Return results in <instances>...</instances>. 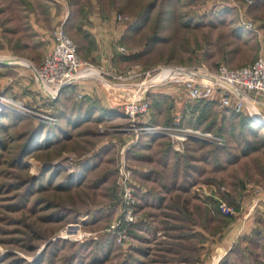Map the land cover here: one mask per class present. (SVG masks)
I'll use <instances>...</instances> for the list:
<instances>
[{
	"label": "rangeland",
	"instance_id": "rangeland-1",
	"mask_svg": "<svg viewBox=\"0 0 264 264\" xmlns=\"http://www.w3.org/2000/svg\"><path fill=\"white\" fill-rule=\"evenodd\" d=\"M61 25L84 60L101 63L96 56L103 50L108 69L138 67L143 73L130 81L135 83L159 66L235 68L264 57V0H0V264H48L51 258L53 264L264 260V204L253 208L249 229L245 220V229L234 236L250 209L244 196L257 193V187L264 190L255 181L259 176L247 178L244 170L248 166L254 173L250 166L257 155L264 159L262 151L223 172L206 168L187 190L177 187L181 179L173 178L171 158L163 168L157 151L164 145L182 154L197 141L236 154L239 141L258 139L250 130L264 131V96L262 117L239 112L252 125L245 127L237 118L233 137L228 135L231 113L218 101L212 106L206 105L211 100L189 102L181 85L169 84L173 96L158 92L168 85L158 86L146 93L149 105L158 100L147 121L158 128L149 133L157 142L136 149L138 138L122 113L123 95L131 87L115 93L88 80L104 92V106L79 84L53 97L36 85L26 64L40 62L52 31ZM197 120L200 128L194 126ZM208 126L211 131L202 130ZM185 129L225 141L221 146L173 137ZM123 186L131 190L136 218L128 228L130 238L121 244L110 228L122 209ZM222 202L234 213L224 216ZM182 203L186 212L179 209ZM204 209L218 215L208 220ZM254 231L261 236L257 242L245 239ZM233 247L238 252L231 253Z\"/></svg>",
	"mask_w": 264,
	"mask_h": 264
},
{
	"label": "built area",
	"instance_id": "built-area-1",
	"mask_svg": "<svg viewBox=\"0 0 264 264\" xmlns=\"http://www.w3.org/2000/svg\"><path fill=\"white\" fill-rule=\"evenodd\" d=\"M117 17L119 20L122 19L120 15ZM51 38V46L40 62L26 64V67L32 71L36 85L52 97L65 87L78 85L81 80L97 81L102 83L108 91L115 93L121 88L131 87V90L123 95L125 103L122 106V113L128 119V128L135 140L140 134L156 133L158 129L147 122L137 123V120L144 119L149 113L147 91L174 83L182 86L189 102L216 99L222 107L234 111H245L251 118L262 117L259 105L262 104L261 98L264 96L263 56L257 57L250 64L235 68L223 63L214 69L205 65L179 69L159 66L152 70L151 75L135 83L130 81L143 73L138 67L117 72L106 68L102 63L93 64L84 60L77 53V46L68 36L63 25L54 28ZM173 137L180 141L187 137H196L201 141L215 142L221 146L225 141L223 137H218L211 132L202 133L189 129L175 132ZM121 168L123 179L127 180L128 171H125L123 165ZM256 192L264 193V190L257 187ZM260 201L264 204V197ZM257 203L258 201H255L252 207L254 208ZM121 204L120 215L110 231L115 234L119 243L124 244L130 238L128 228L136 218L131 190L125 186H123ZM219 210L224 216L234 213L233 208L226 202L219 204Z\"/></svg>",
	"mask_w": 264,
	"mask_h": 264
},
{
	"label": "trees",
	"instance_id": "trees-1",
	"mask_svg": "<svg viewBox=\"0 0 264 264\" xmlns=\"http://www.w3.org/2000/svg\"><path fill=\"white\" fill-rule=\"evenodd\" d=\"M150 95L151 94H148V96H150ZM158 97L163 98L164 96L158 94ZM209 100H211V101L206 102L207 106H212V104L215 105V101H217L216 99H208V101ZM157 103H158V100L151 102L149 105V110H151V108L155 107L157 105ZM223 108L226 109V111L231 113L230 114L231 117L228 119L229 125H230L229 126L230 128L228 130L229 131L228 135H231L234 137V135H235L234 129L236 128V125H235L236 122H234V120H237V118L242 117L240 120L241 124H243L245 127H249L251 129L252 124L250 123L249 118L241 115L240 111H234L233 109H229V108H225V107H223ZM223 118L225 119V117H223ZM199 121L200 120H197L194 122L195 127H199V128L201 127V126H198L200 124V123H198ZM202 130L211 131L209 126L206 129H202ZM225 130H226V127H225ZM250 132H251L252 137L254 136L255 138H258V139L256 141H249V140L243 139V141H244L243 143H242V141H239V145L241 144V146H240L239 152H237L236 154H230V151H228V149L226 150L224 148L221 149L218 146L204 145V144H202V142H197V141H191L190 146L187 147V152L182 153V154L181 153H175L174 151H172L170 149V147L166 148L163 145V147H161L162 149L160 148L159 150H157L159 157L162 156L164 158V161H161L160 165L163 168H166V166L168 165V160H169V158H171L170 160H172V163H171L172 169L171 170L173 173V178L175 180H177V178L181 179L179 184H177L178 185L177 187H179L181 190H183V189L187 190L189 184L192 183V180L193 181L197 180L199 176L206 173L207 169L213 173L223 172V170L228 168V166L236 165L243 158H247V157L253 158L252 157L253 153H257L259 151H262L261 153L264 156V131L261 132V131H257L255 129H253L252 131L250 130ZM221 135L225 136L226 140H227V133H225L223 131L221 133ZM150 142H157V139L154 138L153 135H150V134H146V133L141 134L138 137L137 143H139V144L135 145L136 149H137V146H144V147H142L143 149H145V148L148 149L152 145ZM228 142H229V140H227V144H228ZM135 146H134V148H135ZM238 146L233 148V149L238 150L239 149ZM170 154H172V156H170ZM256 157L253 158L252 165L250 166L251 170L254 171V173L252 174L251 171L248 170L249 169L248 166L246 168H244V170L247 171V178H251L252 176H259L258 178H256L255 181H257L259 183H263V185H264V159L261 160L259 155H257ZM230 176L232 178H234L233 173ZM259 178L263 179V180H260ZM208 179L212 180L213 178H208ZM224 182H225L224 180H220V183L224 184ZM161 187H164V183L162 184ZM178 206H179L180 211L186 212L187 208H186L185 203H182ZM204 211L206 212L205 214H206V218L208 220H209L210 216H217L218 215L217 212L212 215V212L210 209L209 210L204 209ZM253 237L256 238V240L255 239L253 240ZM260 238H261L260 234L258 232L255 233V231L252 234L245 236V239H247L251 242L252 241L257 242V240ZM237 250H238V248L233 247V249L230 252L234 254V251H237ZM49 254L52 255V257L56 256L55 252H53V253L51 252ZM251 255L256 256V254L253 252H251ZM43 256L41 257V260H42ZM224 260H225V258L221 259L218 262V264H222L224 262ZM254 262H256V263H246L245 261H243L242 264H264V260H262V259H255ZM53 263H54L53 259L51 258L48 264H53Z\"/></svg>",
	"mask_w": 264,
	"mask_h": 264
},
{
	"label": "crops",
	"instance_id": "crops-1",
	"mask_svg": "<svg viewBox=\"0 0 264 264\" xmlns=\"http://www.w3.org/2000/svg\"><path fill=\"white\" fill-rule=\"evenodd\" d=\"M96 60L99 61V62H101L105 66V63L108 62V52H106V51L103 52V50H101L100 53L96 56ZM78 84H79L78 85L79 88L83 87L85 90H87V92L89 94L92 93L91 94L92 96L95 95L97 98H100L101 101H102V103L104 104V106L107 105V103L105 101L106 98L104 96V92H102V90H99L97 88L95 89L96 83H94L92 81H88V80H81V82H79ZM158 92L173 96L174 90H173L172 85H168V86H166L164 88H160V90H158ZM147 116H146L147 118L145 117L144 119L137 120V123H139V124L140 123H143L144 124L148 120H151L150 119L151 118V112ZM148 123H150V121ZM263 197H264V193H255L254 194V193L250 192V190L246 193V195L243 198L244 199L243 201L244 202H247V205L250 206V209L247 212V214L245 215L246 218L243 216L244 217V220H242L243 223L241 224L240 230H238V231L235 232V234H234L235 237L240 234L239 232L242 231L241 229H245V227H244V221L245 220H246V223L245 224L247 225L246 227H248L247 229H249V227H250V225H251V223L253 221V217L251 216L252 215L251 213L253 211V207L252 206H253V204H255V201H258V203L255 205V207L256 208L262 207V204L263 203L260 200ZM255 207H254V209H255Z\"/></svg>",
	"mask_w": 264,
	"mask_h": 264
}]
</instances>
